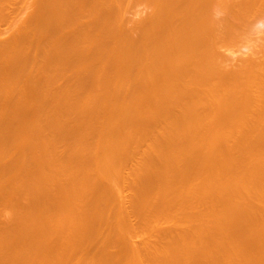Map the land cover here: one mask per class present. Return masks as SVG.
<instances>
[{"label":"bare ground","instance_id":"bare-ground-1","mask_svg":"<svg viewBox=\"0 0 264 264\" xmlns=\"http://www.w3.org/2000/svg\"><path fill=\"white\" fill-rule=\"evenodd\" d=\"M31 1L0 38V264H264V37L221 50L264 0Z\"/></svg>","mask_w":264,"mask_h":264},{"label":"rangeland","instance_id":"rangeland-1","mask_svg":"<svg viewBox=\"0 0 264 264\" xmlns=\"http://www.w3.org/2000/svg\"><path fill=\"white\" fill-rule=\"evenodd\" d=\"M18 1H19V0H18ZM21 1H23V0H21ZM30 1H31V0H30ZM30 1H28L27 3H29ZM32 1H35V0H32ZM32 1H31V2H32ZM16 2H17V1H16ZM16 2H15V3H16ZM24 2H26V1H24ZM15 3H14V4H15ZM20 3H21V2H20ZM27 3H26V6L28 5ZM14 4H13V5H14ZM24 4H25V3H24ZM32 4H34V2H33ZM146 4H147V3H145V5H144V4H141V5H140V4H137V5H140V6H138V7H135V4H134V7H135V8L132 7V6H133V4H132V6H130V7L134 8V9L130 8V9H132V11H130V13H126V14H128L129 17H131V20H132V18L135 19V20H136V19L139 20L140 18L142 19V17L144 18V17H146L147 15L151 14V12H153V11H152L153 8H152L150 5L148 6V5H146ZM13 5H12V6H13ZM16 5H17V6L20 5L19 2H17ZM16 5H15V8H16ZM21 5H22V4H21ZM21 5H20V7H22ZM29 5L32 6L31 4H29ZM29 5H28V7H29ZM128 5H129V4H128ZM23 6H25V5H23ZM26 6H25L23 9L21 8L22 10H21V9L19 8V6H18V10H20V11L17 10L18 12L14 13L15 15H12V17L15 16L16 18L13 17L15 20H16V19L21 20V18H24L26 15H28L29 13H31L32 11H34L33 8L30 9V8H31V7H30L29 9H27ZM34 6H35V8H36L37 5L34 4ZM34 6H32V7H34ZM11 8L15 9L14 6H13V7H10V9H11ZM37 8H38V7H37ZM37 8H36V9H37ZM127 8H129V7H127ZM16 9H17V8H16ZM14 11H16V10H14ZM10 12H11V10H10ZM10 12H9L10 15L8 14L9 17L11 16V13H13V12H11V13H10ZM34 12L36 13V11H34ZM34 12H32V13H34ZM128 12H129V11H128ZM32 13H31V15H32ZM35 13H34V14H35ZM126 14H125V15H126ZM31 15L29 14L28 17L31 16ZM12 17H11V18H12ZM26 17H27V16H26ZM26 17H25V18H26ZM28 17H27V18H28ZM11 18L9 19V18L7 17L6 20H9V22H10V21H13V19L11 20ZM4 20H5V19H4ZM4 20H3V22L1 21V23H2V25H4V24H5V25H4V26L1 25V28H0V30H1V31H0V38H2V40H3V39L6 40L7 38H4V37H8V36H9V35L7 36V28L11 29V28L13 27L14 23L16 22V21H15V22L13 21V25H12V27H6L7 25H6V23H4L6 20H5V21H4ZM26 20H27V19H26ZM24 21H25V20L23 19V22H24ZM6 22H7V21H6ZM9 22H7V24H8V25H11V23H9ZM18 22H19V21H18ZM23 22H22V21H21V23L19 22L20 28H17L18 31H19V29H20L19 32H15V31H17V30H16L14 27L12 28V31H13L14 29H15V30L13 31L14 33H13L12 31L10 32V34L13 33V34L10 35L11 37H12V35H13V37H14V35H17L18 33H22L21 31H24V30H25L24 32H26V30H28L29 28H30V31H32L33 29L37 28V26H35V28H34V25H33L34 23H33V24H32V23H29V24H32V25H33L32 27H31V25H30V27H26V25H25L26 23L24 22L25 24H23ZM127 22H128V21H127ZM127 22H126V24H127ZM3 23H4V24H3ZM38 23H39V21H38ZM29 24H27V25L29 26ZM130 24H131V23H130ZM19 25H18V26H19ZM24 25H25V26H24ZM35 25H38V24L35 23ZM16 26H17V25H16ZM16 26H15V27H16ZM23 26L26 27L27 29H25ZM38 26H39V25H38ZM127 26H129V25H127ZM21 27H22V29H21ZM23 28H24V29H23ZM32 28H33V29H32ZM256 28H258L259 31H257V32L255 31V32H256V33H255V32H253V31H254V30H253L252 32H253L254 34H253V33H250V34H253V35H252L253 37L249 34V35L251 36V38H248V39H251L250 42H249L248 39H247V41L245 40V39L247 38V37H246L245 39L243 38L244 40H243V39L240 40V42L236 41L237 43L234 42V43H232V45L225 46L224 48L221 49L222 51L225 52V54H228V55L234 53V54L232 55L230 61H229V66H233V65L239 63L240 59H242V58H246V57H248L249 55H253V53H254V54H257L258 57H261L262 53L259 52V50H260V46H259V45H260V43H261L262 37H264V36H263V35H264V24H260V23H259L258 25L256 24ZM31 29H32V30H31ZM28 32H29V30L27 31V33H28ZM29 33H32V32H29ZM8 34H9V30H8ZM11 37H9V39H12ZM9 39H7V40H9ZM0 40H1V39H0ZM47 41H48V43H49V40H47ZM47 41H45V42H47ZM0 42H1V41H0ZM45 42H44L43 44H45ZM48 46H49V45H48ZM46 48H48V47H46ZM253 50H254V52H253ZM255 52H256V53H255ZM6 62H7V61H6ZM7 63H8V62H7ZM37 63H38V62H37ZM37 65L39 66V65H40V62H39ZM6 74H7V73H6ZM4 76H5V75H4ZM60 81H62V80H60ZM60 81H59V82H60ZM57 83H58V82H57ZM60 83L63 84V81L60 82ZM22 85H23V84H22ZM59 86H60V85H59ZM20 87H24V89H25L26 86L24 85V86H20ZM20 87H19V88H20ZM11 88H12V87H11ZM11 88H8V89L11 90ZM8 89H7V90H8ZM17 89H18V86H17L16 89H14V90L12 89V90H13L14 93H15V91H16ZM24 89L22 88L23 92L26 93L27 90L24 91ZM17 91H18V90H17ZM17 91H16V93H17ZM11 92H12V91H11ZM7 93H10V92L7 91ZM12 93H13V92H12ZM14 93H13V94H14ZM25 93H24V94H25ZM24 94H23V95H24ZM26 96H28L27 93H26ZM24 97H25V96H24ZM25 98H26V97H25ZM26 101H28V100L26 99ZM26 101H25V102H26ZM7 108H8V106H7ZM7 108H6V109H7ZM8 109H9V108H8ZM7 111H8V110H7ZM133 162H136V161H132V162H130V164H128V166L131 165V164H132V165L129 166V167H128V166L126 167V169H127V168H129V169L131 168V169H130V172H131V170L133 169L132 166L134 165V167H135V165H136V163L133 164ZM126 169H125V171H128V170H129V169H127V170H126ZM128 172H129V171H128ZM128 172H127V173H128ZM127 173H126V174H127ZM128 174H130V173H128ZM127 190H128V189H125V190L123 189L124 192H126ZM123 191H122V192H123ZM128 191H129V190H128ZM128 191H127L126 194L129 195V192H128ZM124 192H123V194H124L125 196H127ZM130 195H132L131 192H130ZM16 197H17V196H16ZM128 197H130V196H127V198H128ZM13 198H14V197H13ZM15 199H16V198H15ZM15 199H13V200L15 201ZM17 199H18V200L16 201V204H14V205H16L17 207L13 205V203L11 202L12 200H10V202H11V206L13 205V206L16 207V208H19L18 206H19L22 202H21V199H20L19 197H18ZM19 200H20V203H18L19 205H17V202H19ZM14 201H13V202H14ZM10 202H9V203H10ZM5 206H6V205H4L3 208H5ZM8 206H9V205H8ZM6 207H7V206H6ZM14 207H12V208H14ZM7 208H10V206L7 207ZM2 210H3V212H4V213H2V211H1V213L3 214V216L7 214L8 216H7V215H6V216H7V217H10V218H8V219H11V217L13 216L12 214H10L11 211H10L9 209H6V210L2 209ZM11 210H12V209H11ZM16 211H17V210H16ZM15 213H16V212H15ZM15 213H14V211H13V214H15ZM2 214H1V215H2ZM11 215H12V216H11ZM15 215L17 216V214H15ZM1 217H2V216H1ZM7 217H5V218H7ZM133 217H135V216H133ZM133 217H132V218H133ZM3 219H4V218H3ZM8 219H7V220H8ZM136 219H138V218H135V219L133 218V221L136 220ZM7 220H5V222H6ZM13 220H14V217H13ZM1 221H2V220L0 219V223H1ZM9 221H10V220H9ZM9 221H7V222H9ZM136 221H137V220H136ZM159 222H161V221H159ZM162 223H163V221H162ZM160 224H161V223H160ZM164 224H165V226H166V223H165V222H164ZM167 224H168V225H171L170 222H168ZM162 225H163V224H162ZM168 225H167V226H168ZM162 227H163V226H162ZM163 228H164V227H163ZM166 228H167V227H166ZM155 234H156V233H154L153 235L155 236ZM149 235H150V234H149ZM157 235H158V233H157ZM151 236H152V234H151ZM154 236H152V238H153ZM143 237H144V236H143ZM143 237H142V239H143ZM155 238H156V236L153 238V240H155ZM157 238H159V236H158ZM139 239H140V238L137 239V242H141V241H140L141 239H140V240H139ZM156 240H157V239H156ZM137 244H138V243H137Z\"/></svg>","mask_w":264,"mask_h":264}]
</instances>
